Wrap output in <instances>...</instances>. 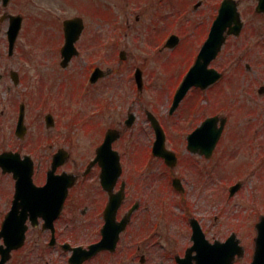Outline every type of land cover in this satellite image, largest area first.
Here are the masks:
<instances>
[{
  "label": "flooded vegetation",
  "instance_id": "obj_1",
  "mask_svg": "<svg viewBox=\"0 0 264 264\" xmlns=\"http://www.w3.org/2000/svg\"><path fill=\"white\" fill-rule=\"evenodd\" d=\"M33 1L35 0H0V155L10 153L15 159H20L29 154L33 159L36 156L40 160L45 156L39 155L41 121L40 111L35 109L39 103L33 93L25 97L24 91H21L25 81L30 77L23 64L22 50L25 47L30 49L36 45H46L50 46L47 49L52 50L53 53L56 50L61 51L64 45V9L51 8L49 11L46 10L47 12L34 11L38 12L34 14L27 11L31 5L35 7ZM57 1L64 2V0H53V6ZM242 1L239 0L240 5ZM221 2L222 0L213 2L211 0H92L83 4L78 13L68 17L77 15L83 18L84 27L78 42L80 49H126V38H122V32L126 27H131L135 20L140 22L141 18L145 19L150 11L155 15L151 25L148 26L147 22H144V26L149 28L150 32L147 34H144V30L139 32L136 35L139 40L135 43L144 44V48L161 50L166 43L165 29L161 26V22L164 21L162 18L166 14L184 11L186 15L192 14L191 18L189 21L179 22L181 28L175 27L170 33L180 36L178 44L185 43V39L195 38L193 43L201 47L209 35ZM89 5L91 8L88 9ZM17 27L20 29L11 52L10 31ZM128 33L129 31L124 35L128 36ZM239 39L241 36H229L223 51L227 47H233L235 43L239 46ZM240 44L243 45L242 42ZM53 60L54 65L62 62V58L58 55ZM108 69L113 73L115 67ZM59 70L64 73V68L60 67ZM108 75L100 78L95 85L99 86ZM203 95L207 93H202L201 96ZM201 96L196 94L194 105L189 107L190 121L187 133L176 137L177 145L174 148L179 160L173 168V177L178 175L183 180L184 190H177L180 201L183 198L182 203L187 202L186 181L196 186L199 192L201 190L206 192L208 165L212 160V157H206L202 153L188 151L186 144L188 133L194 131L206 117L207 111L201 112L198 109L203 107L195 106ZM22 106L24 119L19 127ZM104 107L108 110L107 118L103 123H96V130L90 133L91 139L87 147L81 144L85 140L79 138L76 144V147L79 146V154L73 153L71 150L75 147L73 139H69L64 134V149L71 153L64 154V164L54 172L55 176H64V180L59 181V178H56L54 184L59 181L60 185L58 188L53 186L51 193L41 195L33 192L18 196L14 172H9L0 166V229L9 224L14 240L10 245L8 241L11 235L8 230L0 236V264H55L52 257L54 251L64 255V264H71L70 256L73 251L70 247H89L102 240L106 222L104 210L110 201L111 193L110 189L104 187L103 166L97 156L100 145L112 128L120 130L119 137L112 141V147L121 153L124 163V179L120 184L122 181L125 182V199L120 210L124 209L123 214L132 209L133 211L116 250H99L82 264H150L147 253L149 235L146 234L148 228L146 211L150 204L162 206L164 203L165 163L162 158L150 153L155 131L148 119V112L152 111L162 126L165 117L155 105L140 106L135 113L131 109H126L119 114L111 113L110 105ZM131 112L134 113V118L131 124H128L127 120ZM49 130L51 140L55 139L58 135L56 123ZM56 150L58 149L50 154L51 161ZM103 158L106 156L104 155ZM47 178L48 171L37 172L33 176V181L40 187L47 182ZM120 187L119 184L112 187V193L116 194ZM41 198L53 201L55 205L63 203L61 215L55 220L54 231L48 226L47 220L37 216L34 207H30ZM15 202L18 208L10 218L9 214ZM158 215L159 212L157 217ZM260 216V212H255L254 227ZM136 221H139L138 224L135 223ZM200 221L202 223L201 219ZM24 227L25 233L22 239L21 232Z\"/></svg>",
  "mask_w": 264,
  "mask_h": 264
},
{
  "label": "rangeland",
  "instance_id": "obj_2",
  "mask_svg": "<svg viewBox=\"0 0 264 264\" xmlns=\"http://www.w3.org/2000/svg\"><path fill=\"white\" fill-rule=\"evenodd\" d=\"M52 2L53 0H35L33 1L35 7L31 5L27 11L38 14V12L34 11L47 12L51 8H61L64 9V17H66L78 13L83 4L92 2V0L57 1L55 6H53ZM89 8H91V5H89ZM254 8V1H242L240 9L247 25L246 37L242 41V38L239 39L243 45L239 42V46L235 43L233 47H227L223 54L214 62V66L224 71L227 77L222 80L217 89L210 88V94L208 93L200 102L201 107H204V109H199L201 112L209 111V115L215 112L229 114L232 116V124L236 122L237 118L236 124L233 127L229 125L225 131L227 143L225 146L223 145L224 149L223 146L219 149L222 159L218 158L219 160H216L214 158L212 159L213 161L211 160V164L208 165L206 192L203 190L199 192L196 186H192L190 181H186L189 188L188 195L192 197L194 205L198 208L196 215L202 220L207 236L212 239H222L228 236L231 230L244 229L245 226L241 223L251 222V214L254 213V208L256 207L253 198H256L255 202L258 205L260 204L259 210L264 211V93L259 94L258 92L260 85L264 84V43H262V40H264V15H255ZM178 16L179 14L175 13L172 17L178 18ZM154 17V13L149 11L145 19L141 18L140 22L133 19L135 21L134 23L132 22V26L126 27L125 31L122 32V38H126L128 56L126 63L122 64L121 68L117 61L121 49L101 48L94 50L92 48H81V55L74 58L71 65L64 69V75L60 71L62 76L57 74V79L52 80L55 76L52 77L50 75L60 69V66L53 64L55 56L50 54V50L46 49L47 46L36 45L30 49L25 47L22 50L24 53L23 64L25 69L28 70L30 77L25 81L21 91H24L25 97L33 93V96L38 101L39 104L35 106V109H40V132L45 133L44 136L41 134L39 155L49 158L51 151L49 144L64 143V129L61 130V126H59L58 137L55 140H51L50 130L45 127L43 115L47 111H52L57 115L59 110L62 114L63 89L70 85V81L78 80L76 82L78 84L85 79L90 69V61L101 60V64L104 67H115L114 72L111 73L106 82L102 83L105 88H102L101 94L98 95L102 100L108 95L112 100L116 101L112 104L115 107H118L119 103H121L125 109L132 108L133 110L137 109V111L144 104H154L163 112L167 130L174 129L176 124L183 126L184 130L186 129L190 121V108L188 109V107L193 105V102L190 104V100L194 93L173 115H169L168 108L171 103V97L174 94L172 87L176 82L174 80L181 76L185 68L194 59L197 45L193 43L195 38H188L185 39V43L180 45V48L176 49V53L168 51L169 53L163 55L164 57L160 55L157 59L154 56H146V52L150 51V49L144 48V44H136L135 42L139 40L136 35L143 30L144 34L150 32L149 28L144 26V22L146 21L147 25L150 26ZM170 18L171 16L162 18L164 19V33H168L174 27ZM128 31V36H125L124 33ZM98 56H102L103 60ZM16 59L15 62H17ZM137 65L142 66L145 70V85L147 84L144 94L141 95L137 92L135 80L131 74V71L134 72V68ZM247 65H250V67L247 68ZM117 69L118 72L116 71ZM229 73H234L233 77L237 76L240 78V80L237 79L235 86L231 85L235 79L229 78ZM79 86L72 87V92L70 93L72 98L82 95L85 100L90 99L93 102L97 100L96 90L80 93L77 90ZM43 96L46 97L44 98ZM85 100H83V104L87 103ZM65 103H68L67 106L69 107L71 102L66 101ZM233 103L242 106V108L238 107L237 116L235 110L233 111L230 108L227 110L223 109L224 105L233 106ZM72 108L75 109L76 106ZM72 108H70L71 111L69 110V112H72ZM186 111L187 113H185ZM78 121L94 122L90 110L87 108L82 109L78 115ZM70 132L73 135L72 141L77 143V138H80L78 129L70 130ZM47 138H50L48 143L42 140ZM84 139L88 141L89 138L85 135ZM221 139H223V136ZM172 141L173 138L171 137ZM83 145L86 146V143L84 142ZM45 148L48 149L46 150ZM75 152L77 153V150ZM41 163L43 167H40V171H44L48 161L41 158ZM249 173H254V175L242 179V191L237 196L229 198V192L224 184L226 179L244 177ZM217 182L218 186H223L221 199L217 198V192L213 191L211 193ZM170 208L171 213H166L164 207H161V211L165 210V226L160 225L158 237L155 235L148 243L147 253L150 264H177L170 250L175 252L180 250V253L183 254L186 246L192 244L188 220L182 223L178 222L175 214L178 213V209L173 206H170ZM158 211L159 208L156 205L151 204L148 207L146 211L148 224L149 221L154 223ZM138 222L136 221L135 223L138 224ZM149 229L150 227L147 228L146 233ZM246 230L251 232L253 227L248 226ZM243 244L246 247V254L236 264H247L252 259L254 246L252 237L246 238L245 236ZM52 257L55 264H64V255L62 253L54 251Z\"/></svg>",
  "mask_w": 264,
  "mask_h": 264
},
{
  "label": "water",
  "instance_id": "obj_3",
  "mask_svg": "<svg viewBox=\"0 0 264 264\" xmlns=\"http://www.w3.org/2000/svg\"><path fill=\"white\" fill-rule=\"evenodd\" d=\"M231 1H228L223 4L220 14L215 21L214 29L212 31V37L208 40L206 45L204 46L203 50L201 51L200 58L198 59L196 65L193 67V69L189 72L187 77L185 78L180 90L177 93L176 101L178 102L182 96L185 94V92L188 90L189 86H191L194 83L201 84L202 81L208 79V77L203 76L201 80L198 78V69L203 67L206 68L210 60L216 55L218 52L217 48H214L211 44L212 42H216V39L214 38L215 34L219 33L221 30H223L227 24H230L231 21H237V24L235 28H239V13L236 12V6L232 4ZM259 10H264V0H260ZM68 25L72 27V31L69 30ZM78 23L76 20H72L66 23V29H67V42L64 46V55L66 56V59L64 61V64L68 62V60L71 58V56L76 52V49L74 47V41L77 39V36L79 34L78 30ZM203 59V61H201ZM210 73H216L215 70H208ZM217 78V76H214L213 78L209 79L208 81H213ZM205 82V81H204ZM29 164V168H16L14 167V170L20 171L21 173H24V175H29L32 172L31 163H25V166ZM119 228L117 229L116 233V239L114 238L113 241H111L112 246L116 244L117 236L119 233ZM194 238L196 240V246L200 250H204V261L199 260V264H208L205 262L207 259V255L213 252V259H220L221 262L219 264H233V259L236 255V253L239 254V256H242L244 253V248L239 245V240L235 238V236L230 237L225 243H219L216 242L215 244L208 243L205 239L201 231L198 229L194 233ZM256 251L254 253L253 261L250 264H264V217L262 218L260 222V235L256 242ZM195 249V246L192 247L187 251V255L184 259H182V264H191V257H190V251ZM209 253V254H208ZM199 257V256H198Z\"/></svg>",
  "mask_w": 264,
  "mask_h": 264
}]
</instances>
